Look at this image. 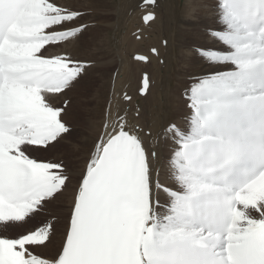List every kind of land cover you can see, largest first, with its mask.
Segmentation results:
<instances>
[{"label": "snow or ice", "instance_id": "snow-or-ice-1", "mask_svg": "<svg viewBox=\"0 0 264 264\" xmlns=\"http://www.w3.org/2000/svg\"><path fill=\"white\" fill-rule=\"evenodd\" d=\"M81 16L62 0H0V228L17 229L0 236V264H264V0H217L209 35L222 47L198 49L212 69L186 90L183 126L149 146L151 130L109 104L62 244L42 258L57 223L46 210L72 175L33 153L70 132L54 100L87 71L49 49L82 32Z\"/></svg>", "mask_w": 264, "mask_h": 264}, {"label": "rangeland", "instance_id": "rangeland-1", "mask_svg": "<svg viewBox=\"0 0 264 264\" xmlns=\"http://www.w3.org/2000/svg\"><path fill=\"white\" fill-rule=\"evenodd\" d=\"M202 1L205 2V6L207 7L206 8L207 11H209L211 13L213 12V15L215 16V5L217 3V0H202ZM62 2L66 6L72 7L74 9L78 10L82 14L81 19L79 21H77V23H78V25H83L84 27H83L82 32L79 33L78 36L76 37V44H74L73 46L70 45L72 43V41H73V40H71V43L68 42V44H67V46H69V47H67L66 44H61L59 47H55L54 46V47L50 48L51 50L50 49L49 50L52 53H59V52H61V50H66L67 53L70 54V52L72 50V47L76 46V50H77L76 51V58L81 60L82 62L86 63L87 71H86V73L84 72L80 76V78L76 81V100L79 99L80 102H81V110H79V108H76V133H75L74 125L72 126V128L69 127L70 132L68 134L62 136L63 138L61 139L60 144L69 143L70 141H72L74 144L78 145L79 144L78 141H82V139H83L82 137H84V135H82V134L81 135H77L78 134L77 129L80 131V127H81V126L78 125L79 120L85 119V121H86V118L88 120L90 118V120H89L90 123L91 122L92 123L96 122V123L101 124L102 123V119H103V115H104V110L109 106V105H106V104H110V102L112 103L114 99H116V101L118 100L119 102L121 101L122 105L120 103L119 107L121 109H123V104L126 103V99H125L126 96L124 98H122V100H119V98L121 97V94L127 93V95H128L127 97H129V98H130V96H132V97L136 96V99H138V100L141 99L142 100L143 97L145 99L146 96L148 95V93L150 91H152V92L149 93V96H151V97H153L155 99V97H157L158 90H156V89L158 87L160 89V87L163 88L165 86V84L172 85L173 82L171 83V81H172V75L171 74H173L175 71L173 69H171L172 68L171 67L172 64H168V66H167L165 61H164V60H166V62H168V57H169V55L165 54V52L163 51V49L165 50L166 47H169L170 50L173 49L172 50V56H173V53H174L176 55L175 56L176 58L173 56L172 59L174 58V61L176 63L181 59L178 62V65L176 64L177 68L178 69L180 68V70H178V72H176V74L178 75V77L176 79V81H177L176 84H178V83H180V81H189L191 79V76L189 75L190 71L188 69L189 68V65H188L189 62H188L187 59L190 56H193V57L196 56L195 57L196 59H198V58L200 59L201 55L199 54L198 49H200L201 47H204V46L211 45L210 43H208L209 38H211V36L209 35V28H207V26L203 27L201 25V23H200L201 17L196 12H193L191 10V11H189V12L192 13L191 14V13L188 12L189 9H186V10H184L185 11L184 13L188 12L187 13L188 15L187 14L184 15L183 10L181 9V7H182V5L184 6V5H187V4H185L186 1H183V0H155V3L152 4V5H149V4H145L144 5V4H142V0H118V1L117 0H62ZM123 5H126V6H123ZM168 10L171 11V12L180 10L179 12H182L184 16H182L181 15L182 13H181L180 16L182 18L181 17H174L173 19L168 20L167 16H166ZM114 11H116L118 13H116ZM145 12L146 13L147 12L154 13L153 20L149 21L146 24H144L142 22V20H141V16L143 14H145ZM189 14H190V16H189ZM192 15H193V18H192ZM186 16H187V18H186ZM184 17H185V19H184ZM188 18H190V19H188ZM194 19L195 20L197 19V20L194 21ZM104 22H106V23H104ZM180 22H183V23H180ZM165 23H166V25H165ZM176 23H179L180 25L179 24L177 25ZM103 25L105 27H103ZM191 25H192V27H191ZM144 27H145V29H144ZM181 27H182V29H181ZM178 28H179V30H177ZM123 29H124V31H123ZM139 29H140V31H139ZM183 29H185V30H183ZM192 29H194V30H192ZM119 31L120 32L122 31V32L120 33ZM173 31H175V32H173ZM204 31H205V33H204ZM125 32H127V33H125ZM139 32H141V33H139ZM144 32H146V33L144 34ZM118 33L120 34L121 37L119 36ZM142 33H143V35H142ZM154 33H155V35H154ZM156 33H157V35H156ZM144 35H146L148 39L145 38L146 36H144ZM180 35L182 37H180ZM117 36H119V40L121 39L119 41L120 45L123 44L121 42H124L126 44V45L123 44L122 45L123 47L120 46L121 47L120 52L122 51V53L120 54V52H119V54L122 56V62L124 61L123 65L119 64L118 59H116L117 63H116V61L114 59H111L114 56L113 53L115 54L117 52L116 46H118V44H119V43L115 42V38ZM123 36L125 38L128 36L129 39H128V37L126 38V40L124 38L122 39ZM184 36L185 37L187 36V37L184 39ZM132 37H134V39L136 38L135 39L136 42L134 41V39ZM179 37H180L182 43L179 42L180 39H178V41H175V40H177L175 38H179ZM140 38H141V40H140ZM143 38L145 39V41H144ZM150 38H151V41H149ZM167 39H169V40L167 41ZM122 40H125V41H122ZM146 40H148V41H146ZM171 40H173V41H171ZM127 41H129V42H127ZM166 41H167V43H166ZM146 42L148 43V45H146L147 44ZM176 42H178L180 44H178ZM127 43H129L130 45L127 44ZM140 44H141V46H140ZM150 44H152V45H150ZM159 45L161 47H159ZM173 45H174V47H173ZM127 46L128 47L130 46V47L128 48ZM175 46L176 47L178 46V47L176 48ZM142 47H145V48L143 49ZM158 48L160 49L161 53H160V51L159 52L157 51L156 53H152L150 51L151 49H158ZM127 49H128V51H127ZM142 49H143V51H142ZM53 50H55V51H53ZM118 50H119V46H118ZM176 50L179 51L178 52L179 54L176 53L177 52ZM183 50H185V51H183ZM148 51H150V52H148ZM132 52L133 53H140V54L147 55L148 58H149L148 59V63L147 62H140V61L133 60L132 58H130L129 55L133 54ZM184 52H186V53L188 52V53L186 54ZM158 53H160L162 57ZM101 54H102V56H101ZM104 55H106V56H104ZM166 55H167V58H166ZM177 55H178V57H177ZM157 56L159 57L158 61H157ZM126 57H128V59ZM124 58H126L128 61L126 59H124ZM93 59H96V61L93 60ZM109 59H111V60H109ZM112 60H114V62ZM107 61H109V62H107ZM103 62L107 63V64H104ZM112 63H114V64H112ZM200 63L201 64H197V66L202 65V67L201 66L199 67V69L202 70L199 73H202L204 71V69H205V65L206 64H204L203 62H200ZM94 64H95V66L93 67L92 65H94ZM96 66H97V68H95ZM120 66H121V68H120ZM184 66L186 68H184ZM157 67H159V68L157 69ZM154 68H156V69H154ZM159 69H160V71H159ZM181 69H184L186 72H184V70H181ZM103 70H105V71H103ZM142 71L143 72L145 71L146 73L147 72L149 73L148 74L149 75V81L151 83L149 82L150 84H149V87H148V90H147L146 94L143 97H139L136 90H138V88H139L138 85H140V83L138 81H140L139 74L141 76ZM161 71L164 72V74H162ZM153 72H155V73H153ZM115 76H116V78H115ZM121 77L123 79H121ZM126 77H127V79H126ZM119 78L121 79V81H120ZM138 78H139V80H137ZM180 78H182V79H180ZM110 79H112L111 83H109ZM114 79H116V81L119 80L120 84L122 83L121 85L118 84V86L120 85V87H117L118 93L120 92L121 94L120 93L118 94L115 91H114V94H113L115 97L118 96V99L115 98L113 95H112L113 96L112 97L113 99H112L111 96H110L112 91H113V89H114L113 88V86H114V83H113L114 81L113 80ZM125 79H126V81H124ZM155 80H157V81H155ZM85 81H87V83H88L87 86H85V84H84ZM166 82H168V83H166ZM80 83H83V84H80ZM125 83H127L128 85L125 84ZM161 84H162V86H161ZM122 85L123 86L125 85V86L123 87ZM84 86H85V88H84ZM152 86H153L154 90H153ZM150 89H152V90H150ZM81 91H84V92H81ZM98 91H101V93L97 94ZM109 91H110V93H109ZM108 95H109V97H108ZM152 95H154V96H152ZM61 98H59V103H58V99H56V98H55L54 102L58 106H60L62 108L65 107V110L62 113L64 115V113L67 111V107H66L65 102H61V100H62ZM108 99H109V101H108ZM114 102H115V100H114ZM68 103H69V100H68ZM150 105H151L150 102H148L147 100H142L141 104L139 105V107L142 106V108L144 109V108H146L147 106H150ZM156 107L158 108V106H156ZM125 109L128 110L129 108L127 109V107H125ZM136 109L137 108L135 106H133L131 112L132 113L134 111L136 112ZM94 110L96 112V115H95L96 118L95 119L92 116V113L94 112ZM184 118L187 119L186 113L184 115ZM80 123H81V125L83 124L82 122H80ZM71 134L74 136L73 138L71 137ZM63 141H65V142H63ZM33 155L37 157L39 154L37 152H34ZM85 159H86V157L84 158V156L81 159H80V157H78V164H77L78 166L76 164H74V165L73 164H68V161L65 160V159H63L64 161L62 160V162L67 167L68 171L75 170L76 168L77 169L80 168L79 171H83V163H84ZM80 161H81V163H80ZM69 165H71V166H69ZM73 177H72L73 178L72 182L68 186L66 192L70 191V189H71V191H73V189H75V186H76L75 182L79 181V179H77L78 177H76V176H73ZM71 191H70V194H71ZM60 196H58L55 201L62 200V198ZM63 196H65V192H63ZM54 202L51 203V205L49 206V208L46 210V213H45V215L51 214V215H48V218H50V219L54 218L53 217V213L54 212L52 211V208H53L52 205H53ZM70 206H71V202L69 204L67 202H65L64 209H67V211L64 212V214H62L63 216L62 215L58 216L56 214V217L54 218V219H56L58 221V224L56 223V228L57 229L60 228L61 225L63 227V230H62L63 232H62L61 238L57 242V246H56L57 248L61 245L62 237L64 235V226H65V222H66V218H67L68 209H70ZM38 218L39 219H43L44 217L42 216V217H38ZM8 233H9L8 232V228L5 229V230L3 228H0V236L7 235ZM57 236H58V232L56 231L52 238H57ZM52 241H54V240H52ZM38 252L42 256H45V257H42V258H45V259L50 258L51 255L54 253V252H51V253L47 254L43 250H39Z\"/></svg>", "mask_w": 264, "mask_h": 264}, {"label": "bare ground", "instance_id": "bare-ground-1", "mask_svg": "<svg viewBox=\"0 0 264 264\" xmlns=\"http://www.w3.org/2000/svg\"><path fill=\"white\" fill-rule=\"evenodd\" d=\"M118 1V0H117ZM183 1H186L185 2V4H187V5H182V7H181V9L183 10V13L185 12L184 10H186V9H189L188 10V12L189 11H193V12H196L197 14H199L200 15V17H201V21H200V23H201V25L203 26V27H205V26H207V28H209V30L210 29H212V28H215V27H217V25H216V18H215V16L213 15V12L211 13V12H209V11H207V7L205 6V2L204 1H202V0H183ZM129 2V1H128ZM123 3V2H122ZM177 3V2H176ZM174 4V3H173ZM145 5V4H144ZM123 6H126V5H123ZM175 6V5H174ZM120 7V6H119ZM180 9V10H181ZM123 10V9H122ZM146 10V9H145ZM179 10V11H180ZM117 11V10H116ZM116 11H114V12H116ZM166 11V10H165ZM178 10L177 11H167V14H166V16H167V19L168 20H170V19H173L174 17H181L180 16V14L182 13V12H179ZM136 12V11H135ZM187 12V13H188ZM116 13H118V12H116ZM146 13V12H145ZM152 13V12H151ZM183 13L181 14L182 16H184L185 14H187V13H184V15H183ZM189 13H191V12H189ZM154 14V13H153ZM192 14V13H191ZM98 15V14H97ZM138 15V14H137ZM188 15V14H187ZM119 16V15H118ZM159 16V15H158ZM189 16H190V14H189ZM182 18V17H181ZM186 18H187V16H186ZM192 18H193V15H192ZM184 19H185V17H184ZM188 19H190V18H188ZM118 20V19H117ZM121 20V19H120ZM123 20V19H122ZM153 20V19H152ZM178 20V19H177ZM187 20V19H186ZM197 20V19H196ZM195 19H194V21H196ZM101 21V20H100ZM104 21V20H103ZM163 21V20H162ZM192 21V20H191ZM107 22V21H106ZM106 22H104V23H106ZM156 22V21H155ZM154 22V23H155ZM174 22V21H173ZM199 22V21H198ZM153 23V22H152ZM161 23V22H160ZM180 23H183V22H180ZM194 23V22H193ZM121 24V23H120ZM128 24V23H127ZM177 25L179 24V23H176ZM185 24V23H184ZM106 25V24H105ZM134 25V24H133ZM132 25V26H133ZM160 25V24H159ZM164 25V24H163ZM165 25H166V23H165ZM180 25V24H179ZM193 25V24H192ZM192 25H191V27H192ZM168 26V25H167ZM182 26V25H181ZM103 27H105L104 25H103ZM143 27V26H142ZM194 27V26H193ZM157 28V27H156ZM144 29H145V27H144ZM173 29V28H172ZM181 29H182V27H181ZM186 29V28H185ZM185 29H183V30H185ZM148 30V29H147ZM177 30H179V28L177 29ZM192 30H194V29H192ZM196 30V29H195ZM105 31V30H104ZM123 31H124V29H123ZM139 31H140V29H139ZM172 31V30H171ZM176 31V30H175ZM175 31H173V32H175ZM181 31V30H180ZM179 31V32H180ZM120 32V31H119ZM122 32V31H121ZM120 32V33H121ZM130 32V31H129ZM128 32V33H129ZM164 32V31H163ZM192 32V31H191ZM190 32V33H191ZM125 33H127V32H125ZM139 33H141V32H139ZM146 32H144V34H145ZM158 33V32H157ZM157 33H156V35H157ZM187 33V32H186ZM204 33H205V31H204ZM119 34V33H118ZM123 34V33H122ZM148 34V33H147ZM171 34V33H170ZM173 34V33H172ZM175 34V33H174ZM177 34V33H176ZM179 34V33H178ZM181 34V33H180ZM189 34V33H188ZM125 35V34H124ZM139 35V34H138ZM142 35H143V33H142ZM154 35H155V33H154ZM169 35V34H168ZM167 35V36H168ZM186 35V34H185ZM194 35V34H193ZM208 35V34H207ZM119 36H120V34H119ZM119 36H117L116 38H115V42L116 43H119L118 44V46H119V50H118V46H116V49H117V52L114 54L113 53V57L111 58V59H114L115 61H116V63H117V60L116 59H118V61H119V64L120 65H123V63H124V61L122 62V56L120 55L121 53H122V51L120 52V50H121V47H123L122 45L123 44H125L124 42H121V43H123L122 45H120V40H119ZM144 36H146V35H144ZM160 36V35H159ZM166 36V37H167ZM172 36V35H171ZM174 36V35H173ZM191 36V35H190ZM189 36V37H190ZM199 36V35H198ZM202 36V35H201ZM121 37V36H120ZM128 37V36H127ZM126 37V38H127ZM143 37V36H142ZM180 37H182L181 35H180ZM180 37L179 38H175V39H177V40H175V41H178V39H180ZM187 37V36H186ZM185 36H184V39L186 38ZM200 37V36H199ZM125 39L126 40V38L123 36L122 37V39ZM133 39H134V37H132ZM145 38H147V36L145 37ZM128 39H129V37H128ZM136 39V38H135ZM135 39H134V41H135ZM144 39V38H143ZM148 39V38H147ZM183 39V38H182ZM195 39V38H194ZM100 40V39H99ZM98 40V41H99ZM125 40H122V41H125ZM131 40V39H130ZM129 40V41H130ZM139 40V39H138ZM140 40H141V38H140ZM169 39H167V41H168ZM202 40V39H201ZM129 41H127V42H129ZM143 41V40H142ZM144 41H145V39H144ZM146 41H148V40H146ZM149 41H151V38H150V40ZM167 41H166V43H167ZM171 41H173V40H171ZM136 42V41H135ZM162 42V41H161ZM179 42H181V39H180V41ZM70 43H71V41H70ZM147 43V42H146ZM151 43V42H150ZM163 43V42H162ZM161 43V44H162ZM169 43V42H168ZM176 43H178V42H176ZM182 43V42H181ZM195 43V42H194ZM201 43V42H200ZM208 43H210L211 45H214L215 47H217V48H219V47H222V45H220L219 43H217V42H215L213 39H212V37L211 38H209V40H208ZM67 44L68 43H66V46H67ZM74 44H76V38L75 39H73V41H72V43L70 44V45H74ZM127 44H129V43H127ZM178 44H180V43H178ZM126 45V44H125ZM130 45V44H129ZM132 45V44H131ZM136 45V44H135ZM146 45H148V43L146 44ZM150 45H152V44H150ZM149 45V46H150ZM156 45V44H155ZM71 46V47H72ZM121 46V47H120ZM137 46V45H136ZM140 46H141V44H140ZM172 46V45H171ZM182 46V45H181ZM193 46V45H192ZM195 46V45H194ZM67 47H69V46H67ZM128 47V46H127ZM130 47V46H129ZM128 47V48H129ZM146 47V46H145ZM145 47H142L143 49L145 48ZM152 47V46H151ZM155 47V46H154ZM159 47H161L160 45H159ZM173 47H174V45H173ZM176 47V46H175ZM178 47V46H177ZM176 47V48H177ZM201 47V46H200ZM135 48V47H134ZM164 48V47H163ZM182 48V47H181ZM71 49V48H70ZM115 49V50H116ZM124 49V48H123ZM136 49V48H135ZM143 49H142V51H143ZM150 49V48H149ZM159 49V48H158ZM157 49V50H158ZM172 49V48H171ZM175 49V48H174ZM51 50V49H50ZM49 50V51H50ZM173 50V49H172ZM172 50H170V48L169 47H166L165 48V50L163 49V51L165 52V54H168L169 55V57H168V62H166V60H164L165 61V63H166V65L168 66V64H172V68L171 69H173L175 72L173 73V74H171L172 75V81H171V83H172V85H170V84H165V86L162 88V87H160V89H159V87L156 89V90H158V92H157V97H155V99L153 98V97H151V96H149V93L150 92H152V91H150L149 93H148V95L146 96V98L144 99V97H143V99L142 100H147L148 102H150V106H147L146 108H142V106H140L139 107V105L141 104V99L140 100H138V99H136V96L135 97H132V96H130V99H128V100H126V103L125 104H123V109H125V107H127V117H128V119H129V121H131L132 123H135V124H137L139 127H141V128H143L144 129V131L145 132H147V131H149V130H151V132L153 133V136L152 137H149L148 138V144H149V146H151L152 145V141H153V138H154V136H155V134L156 133H158L160 130H161V127L162 126H166L167 125V123L169 122V121H171V122H174V123H176V124H178V125H181V126H183L184 125V121L186 120V118H184V115H185V113H186V115H187V117H188V115H189V108H188V100H187V97H186V95H185V93H186V90H188V89H190V87L192 86V84L194 83V82H197V78L198 77H201V76H203V75H205V74H207L208 72H210L211 71V69H212V65H210L208 62H206V60L205 59H203L202 57L199 59H196L195 57H193V56H190L187 60H188V65H189V71H190V73H189V75L191 76V79L189 80V81H180V83H178V84H176V79H177V77H178V75L176 74V72H178V70H180V68L178 69L177 68V65H178V62L181 60H179L177 63L174 61V58L172 59V57L174 56H176L174 53H173V56H172ZM179 50V49H178ZM178 50H176L177 52L176 53H178L179 51ZM53 51H55V50H53ZM76 46L75 47H72V50H71V52H70V54L74 57V58H76ZM127 51H128V49H127ZM126 51V52H127ZM160 51V49L158 50V52ZM182 51V50H181ZM183 51H185V50H183ZM191 51V50H190ZM51 52V51H50ZM57 52V51H56ZM119 52H120V54H119ZM148 52H150V51H148ZM170 52V53H169ZM133 53V52H132ZM160 53H161V51H160ZM160 53H158V54H160ZM182 53V52H181ZM184 53H186V52H184ZM188 53V52H187ZM186 53V54H187ZM103 54V53H102ZM102 54H101V56H102ZM133 54H135V53H133ZM133 54H130L129 56H130V58H131V56L133 55ZM150 54V53H149ZM179 54V53H178ZM185 54V55H186ZM192 54V53H191ZM124 55V54H123ZM152 55V54H151ZM150 55V56H151ZM154 55V54H153ZM182 55V54H181ZM180 55V56H181ZM104 56H106V55H104ZM145 56H147V55H145ZM159 56V55H158ZM157 56V61L159 60L158 58L161 56V54H160V56L158 57ZM183 56V55H182ZM110 57V56H109ZM108 57V58H109ZM162 57V56H161ZM160 57V58H161ZM164 57V56H163ZM177 57H178V55H177ZM91 58V57H90ZM127 59H128V57H126ZM126 58H124V59H126ZM147 58H148V56H147ZM152 58V57H151ZM154 58V57H153ZM166 58H167V55H166ZM176 58V57H175ZM181 58V57H180ZM183 58V57H182ZM111 59H109V60H111ZM126 59V60H127ZM149 59V58H148ZM162 59V58H161ZM186 59V58H185ZM93 60H95L96 61V59H93ZM114 60H112L113 62H114ZM151 60V59H150ZM177 60V59H176ZM94 61V62H95ZM128 61V60H127ZM156 61V62H157ZM107 62H109V61H107ZM151 62V61H150ZM155 62V61H154ZM187 62V61H186ZM200 62H203L204 64H206L205 65V69H204V71L202 72V73H199L200 71H202V70H200L199 69V67L201 66L202 67V65H200V66H197V64H201ZM90 63V62H89ZM104 63V62H103ZM102 63V64H103ZM147 63H148V61H147ZM182 63V62H181ZM93 64V63H92ZM99 64V63H98ZM101 64V65H102ZM104 64H107V63H104ZM112 64H114V63H112ZM160 64V63H159ZM158 64V65H159ZM177 64V65H176ZM184 64V63H183ZM186 64V63H185ZM203 64V65H204ZM109 65V64H108ZM150 65V64H149ZM180 65V64H179ZM187 65V64H186ZM196 65V66H195ZM93 67L95 66V64L94 65H92ZM136 66V65H135ZM160 66V65H159ZM100 67V66H99ZM103 67V66H102ZM106 67V66H105ZM108 67V66H107ZM180 67V66H179ZM182 67V66H181ZM95 68H97V66L95 67ZM120 68H121V66H120ZM137 68V67H136ZM159 67H157V69H158ZM163 68V67H162ZM166 68V67H165ZM183 68V67H182ZM184 68H186L185 66H184ZM106 69V68H105ZM154 69H156V68H154ZM168 69V68H167ZM101 70V69H100ZM162 70V69H161ZM181 70H184V69H181ZM187 70V69H186ZM103 71H105V70H103ZM124 71V70H123ZM154 71V70H153ZM159 71H160V69H159ZM188 71V70H187ZM136 72V71H135ZM143 72V71H142ZM145 72V71H144ZM162 72V71H161ZM184 72H186L185 70H184ZM86 73V72H85ZM146 73V72H145ZM153 73H155V72H153ZM152 73V74H153ZM158 73V72H157ZM160 73V72H159ZM167 73V72H166ZM182 73V72H181ZM102 74V73H101ZM128 74V73H127ZM147 74H149L148 72H147ZM162 74H164V72H162ZM170 74V73H169ZM85 75V74H84ZM157 75V74H156ZM198 75V76H197ZM161 76V75H160ZM165 76V75H164ZM185 76V75H184ZM84 77V76H83ZM139 77H140V80H141V76H140V74H139ZM148 77H149V75H148ZM167 77V76H166ZM170 77V76H169ZM189 77V76H188ZM82 78V77H81ZM86 78V77H85ZM113 78V77H112ZM115 78H116V76H115ZM120 79V78H119ZM121 79H123L122 77H121ZM121 79H120V81H121ZM126 79H127V77H126ZM126 79L124 80V81H126ZM167 79V78H166ZM165 79V80H166ZM180 79H182V78H180ZM184 79V78H183ZM137 80H139V78L137 79ZM136 80V81H137ZM161 80V79H160ZM186 80V79H185ZM84 81V80H83ZM111 81H112V79H110V81H109V83H111ZM114 82V86H113V91H112V93H111V98L114 96L113 94H114V91L116 92V93H118V90H117V87H120V85L122 84H120V82H119V80L118 81H116V79H114L113 80ZM123 81V82H124ZM130 81V80H129ZM152 81V80H151ZM155 81H157V80H155ZM167 81V80H166ZM139 83H140V81H138ZM150 82V81H149ZM151 83V82H150ZM149 83V84H150ZM166 83H168V82H166ZM80 84H83V83H80ZM85 86H87L88 85V83H87V81H85ZM118 84H120L119 86H118ZM125 84H127V83H125ZM128 85V84H127ZM156 85V84H155ZM85 86H84V88H85ZM107 86V85H106ZM123 86V85H122ZM125 86V85H124ZM123 86V87H124ZM139 87H140V85H138ZM161 86H162V84H161ZM87 88V87H86ZM122 88V87H121ZM126 88V87H125ZM152 88H153V86H152ZM139 89V88H138ZM106 90V89H105ZM125 90V89H124ZM148 90V89H147ZM150 90H152V89H150ZM153 90H154V88H153ZM108 91V90H107ZM137 91V94H138V90H136ZM81 92H84V91H81ZM124 92V91H123ZM126 92V91H125ZM99 93H101V91H98L97 92V94H99ZM109 93H110V91H109ZM120 93V92H119ZM118 93V94H119ZM155 93V92H154ZM69 94V95H68ZM103 94V93H102ZM107 94V93H106ZM117 94V95H118ZM121 94V93H120ZM152 94V93H151ZM68 95V96H67ZM113 95V96H112ZM116 95V94H115ZM131 95V94H130ZM125 96H128L127 95V93H123V94H121V97L119 98V100H122V98H124ZM139 96V95H138ZM152 96H154V95H152ZM62 97V98H61ZM78 97V96H77ZM105 97V96H104ZM108 97H109V95H108ZM115 97V96H114ZM140 97V96H139ZM56 99H58V103H59V98H61L62 100H61V102H65V104H66V107H67V111L64 113V115L62 114V119H63V121L64 122H66V125L68 126V127H71L72 128V126L74 125V129H75V133H76V108H79V110H81V102H80V100L79 99H77L76 100V82L72 85V87L71 88H69V89H67V90H65V92L63 93V95H58V96H56L55 97ZM115 98H117L118 99V96L117 97H115ZM100 99V98H99ZM103 99V98H102ZM113 99V98H112ZM68 100H69V103H68ZM114 100H115V102H114ZM113 100V102L111 103L110 102V104L111 105H113V106H115V105H119L120 103H121V101L119 102L118 100L116 101V99H114ZM108 101H109V99H108ZM123 102V101H122ZM108 103V102H107ZM61 105V104H60ZM106 105H109V104H106ZM121 105H122V103H121ZM143 105V104H142ZM158 106V108L156 107V106ZM133 106H135L137 109H136V112L134 111L133 113L131 112V110H132V107ZM146 106V105H145ZM105 107V106H104ZM64 109H65V107H64ZM135 109V108H134ZM106 110V109H105ZM105 110H104V112H105ZM78 111V110H77ZM121 114H124L123 112L121 113ZM95 115H96V112H95V110H94V112L92 113V116H93V118L95 119L96 117H95ZM91 116V117H92ZM100 118V117H99ZM103 118H104V115H103ZM89 120H90V118H89ZM87 118H86V121H85V119H83V120H79V123H78V125L79 126H81L80 127V131L77 129V131H78V134L77 135H84V137H82L83 139H82V141H78L79 142V144L78 145H76V144H74L72 141H70L69 143H63V144H60V142H61V139L63 138H60L57 142H55V143H53L52 144V146L51 147H49L47 150H45V151H38L37 153L39 154L37 157H39V158H42V159H45V160H52V161H56V162H61L63 159H65V160H67L68 161V164H78V157H80V159L84 156V158L86 157V159H85V161H84V163H83V169L85 168V165H86V161H87V159H88V156H89V153H90V150H91V148H92V144H93V141H94V139L97 137V135H98V133L101 131V126H102V123L101 124H99V123H90V121H89ZM102 121H103V119H102ZM80 122H82L83 124L81 125V123ZM147 125H146V124ZM74 131V130H73ZM76 135V134H75ZM71 137L73 138L74 136L71 134ZM71 138V139H72ZM73 140V139H72ZM63 142H65V141H63ZM68 142V141H67ZM41 152V153H40ZM165 153L163 152V150H162V159H163V155H164ZM47 157V158H46ZM77 158V159H76ZM64 161V160H63ZM80 163H81V161H80ZM82 165V164H81ZM69 166H71V165H69ZM78 166V165H77ZM76 166V167H77ZM79 169L80 168H76L75 170H72V171H69L70 172V174L71 175H73V176H76V177H78L77 179H79L80 178V175H81V172L82 171H79ZM72 176V177H73ZM74 178V177H73ZM72 178V179H73ZM160 180L162 181V182H164V183H168V179H167V175H166V169L165 168H163V167H161L160 168ZM75 182V181H74ZM73 182V183H74ZM76 184L78 183V181L77 182H75ZM70 185V184H69ZM75 186V185H74ZM67 190V189H66ZM66 190L64 191L65 192V196H63V194L60 196L61 198H62V200H60V201H53L54 203H53V205H52V211L54 212L53 213V217L55 218L56 217V214L58 215V216H60V215H62V214H64V212H66L67 211V209H64V205H65V202H67L68 204L71 202L72 203V199H73V194H74V191H75V189H73V191H71V189H70V191H71V194H70V191H67L66 192ZM160 201H161V203H164V201H165V195L163 194V193H160ZM68 211H69V209H68ZM63 216V215H62ZM37 219H39V218H37ZM57 224H58V221H57ZM5 230V229H4ZM17 229H15V228H13V227H8V234L7 235H12L15 231H16ZM63 230V227H62V225L60 226V228H56V231L58 232V236H57V238H52V240H54V241H52V244L51 245H49V247L48 248H45V249H39V250H43L44 252H46L47 254L48 253H51V252H54L56 249H57V242L59 241V239L61 238V235H62V231ZM55 231V232H56ZM6 233V232H5ZM63 238H64V235H63V237H62V241H63ZM62 241H61V244H62ZM39 250H37V251H39ZM42 257H45V256H42Z\"/></svg>", "mask_w": 264, "mask_h": 264}, {"label": "water", "instance_id": "water-1", "mask_svg": "<svg viewBox=\"0 0 264 264\" xmlns=\"http://www.w3.org/2000/svg\"><path fill=\"white\" fill-rule=\"evenodd\" d=\"M142 4H147L146 2H145V0H142ZM149 12H147V13H145V14H143L142 16H141V20H142V22L144 23V24H146V23H148V22H145L144 21V19H143V17H144V15H147ZM152 53H154L153 51H152V49L150 50ZM139 55H143V56H145L144 54H140V53H135V54H133L132 56H131V58L133 59V60H136L135 59V57L136 56H139ZM145 57H147V56H145ZM138 61V60H137ZM148 61V58H147V60L146 61H140V62H147ZM145 74H147V73H145V72H142L141 73V80H140V87H139V89H138V95L140 96V97H143L145 94H146V92H147V90L145 91V92H143V93H141V91H140V89H141V87H142V80H143V76L145 75ZM147 76H148V74H147Z\"/></svg>", "mask_w": 264, "mask_h": 264}]
</instances>
